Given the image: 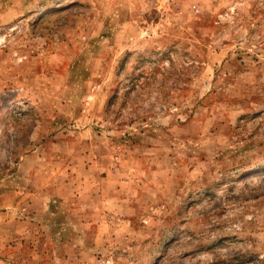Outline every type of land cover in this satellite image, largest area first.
<instances>
[{
	"label": "rangeland",
	"instance_id": "374dc122",
	"mask_svg": "<svg viewBox=\"0 0 264 264\" xmlns=\"http://www.w3.org/2000/svg\"><path fill=\"white\" fill-rule=\"evenodd\" d=\"M0 264H264V0H0Z\"/></svg>",
	"mask_w": 264,
	"mask_h": 264
},
{
	"label": "built area",
	"instance_id": "2783aa9c",
	"mask_svg": "<svg viewBox=\"0 0 264 264\" xmlns=\"http://www.w3.org/2000/svg\"><path fill=\"white\" fill-rule=\"evenodd\" d=\"M199 11L198 10H196V13H198Z\"/></svg>",
	"mask_w": 264,
	"mask_h": 264
}]
</instances>
